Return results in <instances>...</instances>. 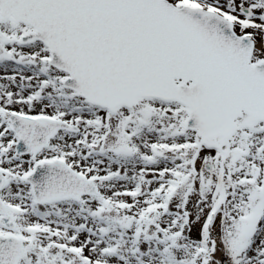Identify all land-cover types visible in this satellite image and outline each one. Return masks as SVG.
Masks as SVG:
<instances>
[{
  "label": "snow or ice",
  "instance_id": "snow-or-ice-1",
  "mask_svg": "<svg viewBox=\"0 0 264 264\" xmlns=\"http://www.w3.org/2000/svg\"><path fill=\"white\" fill-rule=\"evenodd\" d=\"M0 264H264V0H0Z\"/></svg>",
  "mask_w": 264,
  "mask_h": 264
}]
</instances>
